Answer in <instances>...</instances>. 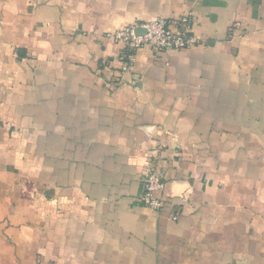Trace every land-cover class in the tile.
<instances>
[{"label":"crops","instance_id":"1","mask_svg":"<svg viewBox=\"0 0 264 264\" xmlns=\"http://www.w3.org/2000/svg\"><path fill=\"white\" fill-rule=\"evenodd\" d=\"M0 264H264V0H0Z\"/></svg>","mask_w":264,"mask_h":264},{"label":"built area","instance_id":"2","mask_svg":"<svg viewBox=\"0 0 264 264\" xmlns=\"http://www.w3.org/2000/svg\"><path fill=\"white\" fill-rule=\"evenodd\" d=\"M193 22L191 14L180 19L157 18L127 26L114 34V37L124 44L123 56L130 60L133 53L142 47H149L159 53L168 49H186L201 43L193 31ZM164 187L165 182L158 167L150 164L143 174L137 202L160 211L165 205L160 196Z\"/></svg>","mask_w":264,"mask_h":264}]
</instances>
